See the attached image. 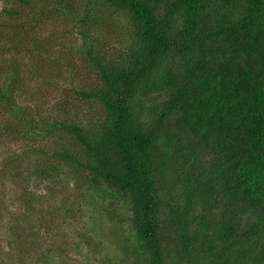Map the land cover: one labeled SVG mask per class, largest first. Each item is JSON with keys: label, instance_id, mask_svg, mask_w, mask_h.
I'll return each mask as SVG.
<instances>
[{"label": "trees", "instance_id": "trees-1", "mask_svg": "<svg viewBox=\"0 0 264 264\" xmlns=\"http://www.w3.org/2000/svg\"><path fill=\"white\" fill-rule=\"evenodd\" d=\"M89 5L125 15L129 40L109 57L83 33L98 80L73 92L99 103L103 118L87 129L68 121L52 128L84 148L86 163L60 157L89 171V202L99 198V212L113 217L116 207L128 210L130 241L121 257L264 264V0ZM81 22L88 25V15ZM12 96L5 100L15 109ZM55 170L49 165L39 177L52 180Z\"/></svg>", "mask_w": 264, "mask_h": 264}, {"label": "rangeland", "instance_id": "rangeland-1", "mask_svg": "<svg viewBox=\"0 0 264 264\" xmlns=\"http://www.w3.org/2000/svg\"><path fill=\"white\" fill-rule=\"evenodd\" d=\"M29 1L0 0V264H132L119 253L130 241L127 209L115 205L113 217L99 212V198L89 202V171L60 157L86 163L87 154L75 136L52 128L55 121L86 129L102 121L99 103L73 92L98 80L83 33L111 57L128 43L127 20L90 0ZM47 8L56 11L39 13ZM49 165L60 175L39 177Z\"/></svg>", "mask_w": 264, "mask_h": 264}]
</instances>
